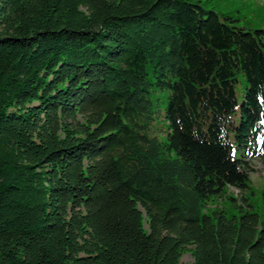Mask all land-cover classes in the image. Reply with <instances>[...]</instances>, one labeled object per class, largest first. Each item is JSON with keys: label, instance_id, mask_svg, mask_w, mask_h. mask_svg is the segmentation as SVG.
Returning a JSON list of instances; mask_svg holds the SVG:
<instances>
[{"label": "trees", "instance_id": "16d2710c", "mask_svg": "<svg viewBox=\"0 0 264 264\" xmlns=\"http://www.w3.org/2000/svg\"><path fill=\"white\" fill-rule=\"evenodd\" d=\"M231 21L0 0V264H264V28Z\"/></svg>", "mask_w": 264, "mask_h": 264}, {"label": "rangeland", "instance_id": "374dc122", "mask_svg": "<svg viewBox=\"0 0 264 264\" xmlns=\"http://www.w3.org/2000/svg\"><path fill=\"white\" fill-rule=\"evenodd\" d=\"M204 8L212 9L219 16L222 14L232 19L231 23L245 28H264V0H195ZM242 82L239 80L235 84V95L237 101L240 99V88ZM238 104L234 115L235 121L238 118ZM235 156L238 153L234 150ZM252 170L249 172V184L254 192L250 200L258 202V193L264 188V163L256 160L251 164ZM231 195L238 196V191L232 187L228 188ZM224 205L223 199H215L209 206ZM180 262L186 263L191 261L188 252H184L179 259Z\"/></svg>", "mask_w": 264, "mask_h": 264}]
</instances>
